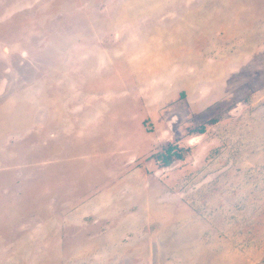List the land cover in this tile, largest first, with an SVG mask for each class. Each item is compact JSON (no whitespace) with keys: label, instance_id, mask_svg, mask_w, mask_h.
Listing matches in <instances>:
<instances>
[{"label":"rangeland","instance_id":"rangeland-1","mask_svg":"<svg viewBox=\"0 0 264 264\" xmlns=\"http://www.w3.org/2000/svg\"><path fill=\"white\" fill-rule=\"evenodd\" d=\"M0 264H264V0H0Z\"/></svg>","mask_w":264,"mask_h":264},{"label":"trees","instance_id":"trees-1","mask_svg":"<svg viewBox=\"0 0 264 264\" xmlns=\"http://www.w3.org/2000/svg\"><path fill=\"white\" fill-rule=\"evenodd\" d=\"M204 132V128L200 129V133ZM166 155L163 158L164 164L169 166L175 160H184L185 159V151L182 148H178L177 146H170L165 149Z\"/></svg>","mask_w":264,"mask_h":264},{"label":"crops","instance_id":"crops-1","mask_svg":"<svg viewBox=\"0 0 264 264\" xmlns=\"http://www.w3.org/2000/svg\"><path fill=\"white\" fill-rule=\"evenodd\" d=\"M160 148V147H159ZM161 149H159L157 152H159ZM166 155V151L164 152V154L162 155V158H164V156ZM139 156V154H138ZM198 260V259H197Z\"/></svg>","mask_w":264,"mask_h":264}]
</instances>
